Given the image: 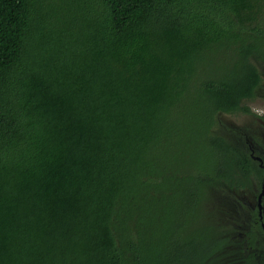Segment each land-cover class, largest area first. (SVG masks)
<instances>
[{
    "label": "trees",
    "instance_id": "obj_1",
    "mask_svg": "<svg viewBox=\"0 0 264 264\" xmlns=\"http://www.w3.org/2000/svg\"><path fill=\"white\" fill-rule=\"evenodd\" d=\"M263 14L0 0V264H264Z\"/></svg>",
    "mask_w": 264,
    "mask_h": 264
},
{
    "label": "rangeland",
    "instance_id": "obj_2",
    "mask_svg": "<svg viewBox=\"0 0 264 264\" xmlns=\"http://www.w3.org/2000/svg\"><path fill=\"white\" fill-rule=\"evenodd\" d=\"M74 13H77L78 10L76 7L71 8ZM77 15V14H76ZM80 15V14H79ZM264 14L262 15L261 19L259 20L260 23H264ZM258 68L262 73L263 83L261 88L257 91V98L252 102H248L247 105L252 109V111L257 115L255 116H223V121L230 125L236 126L240 129L246 130L247 128L250 129L248 131V136L252 139H258L264 145V120L260 119L259 116H264V62H260L258 64ZM258 145L256 146L257 150L259 151V156H264V146ZM246 204L250 208H255L257 206V199L253 195L246 196ZM264 205V204H263Z\"/></svg>",
    "mask_w": 264,
    "mask_h": 264
},
{
    "label": "water",
    "instance_id": "obj_3",
    "mask_svg": "<svg viewBox=\"0 0 264 264\" xmlns=\"http://www.w3.org/2000/svg\"><path fill=\"white\" fill-rule=\"evenodd\" d=\"M256 160L260 161L261 162V166H263L262 159L260 157H256ZM263 196H264V187H263V189H262V191H261V193H260V195L258 197V207H259L260 212H262L263 208H264L263 204H262Z\"/></svg>",
    "mask_w": 264,
    "mask_h": 264
},
{
    "label": "flooded vegetation",
    "instance_id": "obj_4",
    "mask_svg": "<svg viewBox=\"0 0 264 264\" xmlns=\"http://www.w3.org/2000/svg\"><path fill=\"white\" fill-rule=\"evenodd\" d=\"M263 198H264V196H263ZM263 198H262V201H263ZM261 213V214H260ZM259 217H260V223H261V227L263 228V230H264V211H262V212H260V210H259Z\"/></svg>",
    "mask_w": 264,
    "mask_h": 264
}]
</instances>
